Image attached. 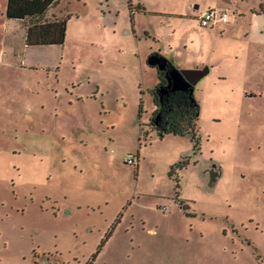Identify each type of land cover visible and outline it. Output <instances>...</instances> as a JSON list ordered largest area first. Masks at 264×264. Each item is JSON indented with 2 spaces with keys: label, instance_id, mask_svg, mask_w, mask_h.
Instances as JSON below:
<instances>
[{
  "label": "rangeland",
  "instance_id": "374dc122",
  "mask_svg": "<svg viewBox=\"0 0 264 264\" xmlns=\"http://www.w3.org/2000/svg\"><path fill=\"white\" fill-rule=\"evenodd\" d=\"M136 1L167 15L61 1L47 17L71 14L63 44L26 47L0 0V264H264V65L243 73L254 53L233 28L254 0H198L230 15L215 26L197 0ZM153 50L168 72L208 67L196 155L147 126ZM181 153L185 211L167 174Z\"/></svg>",
  "mask_w": 264,
  "mask_h": 264
},
{
  "label": "trees",
  "instance_id": "16d2710c",
  "mask_svg": "<svg viewBox=\"0 0 264 264\" xmlns=\"http://www.w3.org/2000/svg\"><path fill=\"white\" fill-rule=\"evenodd\" d=\"M61 1L72 0H6L5 16L14 19L24 28V43L26 47L62 45L65 38L66 23L70 13L60 11L47 17V12L52 10ZM257 9L252 12L264 13V0H259ZM129 16L132 20L135 10L144 11L142 4L132 5V0H127ZM156 53V52H155ZM165 62L164 69H157L158 83L150 90L154 110L148 120L147 126L162 138L171 134L186 136L192 142V153H200V137L197 132L199 117V104L194 96L195 84H189L186 89H172L168 86L166 73L175 68L172 60L157 53ZM154 67V66H153ZM142 109H139L141 113ZM141 131V129H140ZM142 136H147L143 134ZM145 140V139H144ZM136 164L138 158L136 155ZM190 161L186 155L173 163L168 171V176L176 183L174 198L185 211L187 206L180 200L178 171L185 168ZM187 214V213H186ZM189 215V214H187Z\"/></svg>",
  "mask_w": 264,
  "mask_h": 264
},
{
  "label": "crops",
  "instance_id": "0c3cea01",
  "mask_svg": "<svg viewBox=\"0 0 264 264\" xmlns=\"http://www.w3.org/2000/svg\"><path fill=\"white\" fill-rule=\"evenodd\" d=\"M174 1L178 2V0H174ZM62 2H64V1H62ZM138 3L142 4V6L144 7V11L135 10L134 13H136V12H139V13H157V14L167 15V13H163L161 11H155V9H151L150 7L144 5V3L140 2V1L134 2V0H132V5L133 6H136ZM259 3H260L259 0H254L251 6L243 8V10L241 11L242 16H241V14L240 15L237 14L238 18L233 15L234 16V21H233V26L234 27L233 28L235 29V31L241 30L239 32H242L241 36L244 38L243 42L246 44V47H247V49L245 48L246 50H244V55H246V54L248 55L249 53H254V54H252L250 56H246L247 64H244L243 73H246L247 71L253 70L252 68H259V67L262 68L263 65H264V13L252 12L253 9H257L258 8ZM191 6H192V8H194L195 11H198V13L201 12L200 14H202L203 12H205L209 8H216L215 6H209V7H206V9L202 10V5L200 4V2L198 0L197 1H192L191 2ZM240 8H242V7H240ZM60 11H65V9L58 10L57 14H60ZM134 13H133V15H134ZM247 14H249L248 18L246 17ZM52 15H54V14H51V16ZM172 15L182 16L183 14L182 13H173ZM194 15L195 14H193V16ZM229 22H230V20L227 23H229ZM13 23L19 24L17 21H15ZM144 33L148 34L149 32H148L147 29H145ZM251 46L256 47L257 50H253V51L249 50ZM155 52L156 51L153 50L150 53H155ZM156 53H159L160 55L161 54L163 55V53L160 50L158 52H156ZM172 60H173V58H172ZM252 62H253V64H252ZM177 67H183V69L201 68L200 64H197V63L193 64V65L182 64L181 63V64H178ZM153 68H156V67L154 66ZM244 77L246 78L245 75H244ZM259 96H261V95H259ZM168 135H171V134H168ZM168 135H165V136H168ZM172 136H175V135H172ZM183 156L184 155H182V153L179 154L176 161H178ZM175 162H173V163H175ZM192 216H194V215H192Z\"/></svg>",
  "mask_w": 264,
  "mask_h": 264
},
{
  "label": "water",
  "instance_id": "95a60500",
  "mask_svg": "<svg viewBox=\"0 0 264 264\" xmlns=\"http://www.w3.org/2000/svg\"><path fill=\"white\" fill-rule=\"evenodd\" d=\"M153 54V55H152ZM151 55L156 57L157 53H152ZM148 57L150 64L155 66L157 69H164L165 64L162 59L157 57V59ZM208 72V67L195 68V69H181L173 70L166 73V79L168 86L172 89H186L189 84H195L200 78H202Z\"/></svg>",
  "mask_w": 264,
  "mask_h": 264
},
{
  "label": "built area",
  "instance_id": "2783aa9c",
  "mask_svg": "<svg viewBox=\"0 0 264 264\" xmlns=\"http://www.w3.org/2000/svg\"><path fill=\"white\" fill-rule=\"evenodd\" d=\"M199 23L203 26H215L219 23H226L229 21L230 15L222 10L217 8H209L202 14H200L198 17ZM126 163L130 165L136 164V157L132 155H128L125 159ZM163 209H167L166 206L163 207Z\"/></svg>",
  "mask_w": 264,
  "mask_h": 264
}]
</instances>
